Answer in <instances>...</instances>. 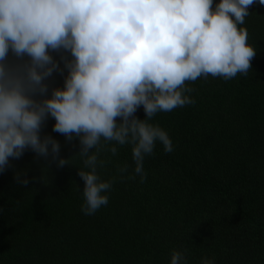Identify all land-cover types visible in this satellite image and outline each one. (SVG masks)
<instances>
[{
  "label": "trees",
  "instance_id": "trees-1",
  "mask_svg": "<svg viewBox=\"0 0 264 264\" xmlns=\"http://www.w3.org/2000/svg\"><path fill=\"white\" fill-rule=\"evenodd\" d=\"M248 11L240 27L256 55L247 76L186 82L196 103L150 121L168 133L173 151L157 141L144 160V183L119 178L117 167L125 163L124 176L133 174L130 145H117L115 156L102 151L99 158L110 162L98 167L99 175L117 179L108 204L93 215L81 211L79 139L53 131L48 117L41 138L59 142L57 159L73 157L63 167L51 152L37 156L30 148L9 158L0 173V264H170L173 250L184 253L182 264L205 257L213 264H264V4L255 0ZM50 55L59 69L44 81L48 97L64 86L61 56L72 58L63 50ZM29 59L8 54L10 64ZM135 115L145 118L143 106Z\"/></svg>",
  "mask_w": 264,
  "mask_h": 264
},
{
  "label": "clouds",
  "instance_id": "clouds-1",
  "mask_svg": "<svg viewBox=\"0 0 264 264\" xmlns=\"http://www.w3.org/2000/svg\"><path fill=\"white\" fill-rule=\"evenodd\" d=\"M254 2L219 0L213 7V0H0V173L9 158L19 159L29 148L37 156L51 152L58 167L69 164L73 156L57 159V140L41 138L51 116L53 131L79 139L74 156L83 163L77 174L84 182L85 215L108 204L117 179L99 175L98 167L110 162L99 158L102 151L115 156L117 145H130L133 174L124 176L125 163L117 167L119 178L139 176L144 183V160L157 141L166 153L173 151L168 133L150 121L196 103L186 82L247 76L256 50L240 26ZM61 50L72 58L61 56L64 86L48 97L44 81L59 69L50 52ZM9 51L30 59L10 64ZM140 106L143 120L135 115ZM15 179L28 184L19 173ZM184 260L183 252L172 251L170 264ZM201 264L213 261L205 257Z\"/></svg>",
  "mask_w": 264,
  "mask_h": 264
}]
</instances>
